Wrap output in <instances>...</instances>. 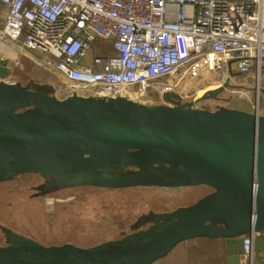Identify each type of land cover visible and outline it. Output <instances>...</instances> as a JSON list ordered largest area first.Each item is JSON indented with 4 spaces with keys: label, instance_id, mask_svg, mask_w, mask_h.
<instances>
[{
    "label": "water",
    "instance_id": "obj_1",
    "mask_svg": "<svg viewBox=\"0 0 264 264\" xmlns=\"http://www.w3.org/2000/svg\"><path fill=\"white\" fill-rule=\"evenodd\" d=\"M0 59V182L47 178L41 194L91 185L211 190L170 210L151 209L118 238L94 246L46 243L2 225L0 264H153L184 240L264 233V113L219 99L230 79L187 100L179 91L148 103L127 97L60 96L49 82L6 80ZM239 72H233L237 75Z\"/></svg>",
    "mask_w": 264,
    "mask_h": 264
},
{
    "label": "built area",
    "instance_id": "obj_2",
    "mask_svg": "<svg viewBox=\"0 0 264 264\" xmlns=\"http://www.w3.org/2000/svg\"><path fill=\"white\" fill-rule=\"evenodd\" d=\"M1 1L2 35L40 52L67 95L161 103L179 91L191 100L198 95L180 83L196 78L197 88L206 67L245 75L264 66V0Z\"/></svg>",
    "mask_w": 264,
    "mask_h": 264
},
{
    "label": "rangeland",
    "instance_id": "obj_3",
    "mask_svg": "<svg viewBox=\"0 0 264 264\" xmlns=\"http://www.w3.org/2000/svg\"><path fill=\"white\" fill-rule=\"evenodd\" d=\"M202 72L197 88L193 87L196 78L190 83L187 80L180 83L185 94L201 96L207 87H219L230 79V85L219 99L206 100L209 106L216 101L231 106L234 101L240 107L253 110L258 103L260 112L264 113V66L261 73L255 71L245 75L218 73L208 67ZM168 79L164 77L162 82ZM212 79L215 81L208 82ZM57 93L60 96L67 95L61 89ZM40 180L42 177L39 174L24 173L0 182L1 244H5L7 239L2 225H7L46 243L75 242L93 246L127 231L144 212L177 208L194 202L211 190L203 185L181 189L154 186L110 189L81 185L38 196L36 189ZM243 235L246 234L226 238L233 239L231 242L234 243ZM224 247L223 242L206 238L190 239L181 242L167 257L153 264H226L225 254L222 253ZM214 252L222 256L221 260L210 258ZM243 254L250 257L251 252L243 251Z\"/></svg>",
    "mask_w": 264,
    "mask_h": 264
},
{
    "label": "crops",
    "instance_id": "obj_4",
    "mask_svg": "<svg viewBox=\"0 0 264 264\" xmlns=\"http://www.w3.org/2000/svg\"><path fill=\"white\" fill-rule=\"evenodd\" d=\"M7 13L8 6L0 0V59L6 60L8 65L13 69V73L10 74L9 78L25 86L31 85L33 78H36L37 75L41 76L38 78L41 81L46 80L53 83L56 82V84L61 83V81H63L62 76L52 69L51 66L43 64V61L40 60L42 58L40 52L29 51L22 46L20 41H11L2 35V28ZM17 61H21L22 64L16 67ZM213 81H215V79L208 82ZM204 82L205 81L202 79V83ZM216 86H210L206 89ZM218 102L219 101H216L209 106V101L204 100L200 102L199 105L204 108H216L221 104V102ZM218 240L225 245L224 252L222 253L225 254L226 264H264V233H256L254 236L246 234L240 236V239L236 240L234 243L231 242L233 239L228 238H219ZM226 242H228V246H226ZM243 251L251 252L250 257L244 255ZM214 253L213 256H217L218 253Z\"/></svg>",
    "mask_w": 264,
    "mask_h": 264
},
{
    "label": "trees",
    "instance_id": "obj_5",
    "mask_svg": "<svg viewBox=\"0 0 264 264\" xmlns=\"http://www.w3.org/2000/svg\"><path fill=\"white\" fill-rule=\"evenodd\" d=\"M39 77H41L40 75H37V77H36V79L39 81V82H45L46 80H43V81H41L40 79H38ZM46 82H49V83H52V84H54L55 86H57V87H59L60 85H61V83H58V84H56V82L55 83H53V82H51V81H46ZM158 95V94H157ZM231 106H234V107H240V105H239V103H237V102H234V101H232L231 102ZM84 186H91V185H84ZM203 186H205V185H203ZM91 187H97V186H91ZM139 187V186H138ZM206 187H208V186H206ZM98 188H105V187H98ZM160 188H163V187H160ZM210 188V187H209ZM110 189H117V188H110ZM171 189H178V188H171ZM179 189H181V188H179ZM211 189V188H210ZM174 209V208H173ZM155 210H158V209H155ZM168 210H170V209H168ZM130 230V228L127 230V231H129ZM126 232V231H125ZM125 232H123V233H125ZM123 233L121 234V235H119L118 237H120V236H122L123 235ZM117 237V236H116ZM116 237H114V238H116ZM117 237V238H118ZM202 238H206V239H208V240H212V241H215V242H218V243H220V240H218L219 238H216V239H213V238H208V237H198V238H192V239H202ZM111 239H113V238H111ZM107 240H109V239H107ZM188 240H190V239H188ZM184 241H187V240H184ZM184 241H182V242H184ZM180 244V243H179ZM178 244V245H179ZM85 246V245H84ZM94 246V245H93ZM169 255V254H168ZM167 255V256H168ZM166 256V257H167ZM221 257L222 256H210V258H213V260H216V259H219V260H221ZM162 259V258H161ZM160 260V259H159ZM158 261V260H157ZM156 261V262H157Z\"/></svg>",
    "mask_w": 264,
    "mask_h": 264
},
{
    "label": "flooded vegetation",
    "instance_id": "obj_6",
    "mask_svg": "<svg viewBox=\"0 0 264 264\" xmlns=\"http://www.w3.org/2000/svg\"><path fill=\"white\" fill-rule=\"evenodd\" d=\"M239 74H241V73H239ZM34 79L37 80L36 78H33V80ZM39 175L42 177V180H40V182L37 183L36 195H38L39 193H42L44 190L47 189V187L45 189H39V186L47 181V178L45 176H43L41 174H39ZM61 190H63V189H61ZM58 191H53V192H58ZM49 193H51V192H49ZM46 194H48V193H46ZM46 194H41V195H38V196H43V195H46Z\"/></svg>",
    "mask_w": 264,
    "mask_h": 264
},
{
    "label": "bare ground",
    "instance_id": "obj_7",
    "mask_svg": "<svg viewBox=\"0 0 264 264\" xmlns=\"http://www.w3.org/2000/svg\"><path fill=\"white\" fill-rule=\"evenodd\" d=\"M6 80H10L9 78H7Z\"/></svg>",
    "mask_w": 264,
    "mask_h": 264
}]
</instances>
